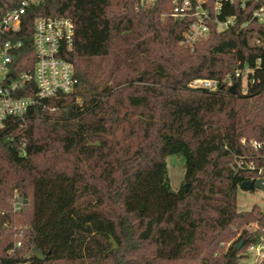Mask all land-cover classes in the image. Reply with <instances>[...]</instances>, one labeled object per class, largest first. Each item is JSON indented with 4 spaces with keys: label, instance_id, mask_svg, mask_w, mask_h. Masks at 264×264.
<instances>
[{
    "label": "trees",
    "instance_id": "obj_1",
    "mask_svg": "<svg viewBox=\"0 0 264 264\" xmlns=\"http://www.w3.org/2000/svg\"><path fill=\"white\" fill-rule=\"evenodd\" d=\"M21 1L0 0V21ZM172 10V0H45L27 9L10 77L32 71L36 18L59 15L75 23L66 58L80 82L0 133V264H239L264 243V210L237 204L252 174L231 167L234 154L252 152L241 138L264 140V24L249 10L191 49L182 43L190 19ZM259 57L247 94L235 77L236 93L227 83L190 85L234 76L239 62ZM94 59L115 67L98 75L81 66ZM169 155L184 157L187 189L173 188Z\"/></svg>",
    "mask_w": 264,
    "mask_h": 264
},
{
    "label": "built area",
    "instance_id": "obj_2",
    "mask_svg": "<svg viewBox=\"0 0 264 264\" xmlns=\"http://www.w3.org/2000/svg\"><path fill=\"white\" fill-rule=\"evenodd\" d=\"M45 0H22L18 7L8 10L0 21V133L9 120H24L30 107L40 99L54 97L60 93H71L79 85L74 64L66 58V53L73 50L75 40V23L67 16H41L34 22L33 47L35 62L31 72H24L10 77V71L15 61L16 53L23 42L15 39L20 29L27 9L40 5ZM155 0H140L141 6H149ZM173 10L170 13L174 19H190L188 27L183 32L182 43L194 48L195 44L206 37L212 29L226 31L239 23V15L250 10L251 19L264 24V0H172ZM239 6L243 13H228ZM244 23L243 25H245ZM263 41L257 39V43ZM263 58L259 57L255 65L249 63L239 66L234 73L224 79L201 78L191 82V87H200L216 91L221 84L230 87L233 78L241 80L240 91L247 94L250 86L258 79L256 72ZM21 92L27 93L20 96ZM23 122L20 126H23ZM241 144L252 150L250 154L233 155L231 167L235 173L247 172L252 176L248 179L256 182L262 179L264 183V140L247 141L241 138ZM255 252L251 256V252ZM250 262H244L247 259ZM264 259V243L253 245L247 256L240 259L239 264H260Z\"/></svg>",
    "mask_w": 264,
    "mask_h": 264
},
{
    "label": "rangeland",
    "instance_id": "obj_3",
    "mask_svg": "<svg viewBox=\"0 0 264 264\" xmlns=\"http://www.w3.org/2000/svg\"><path fill=\"white\" fill-rule=\"evenodd\" d=\"M81 66L86 67L91 73L103 75L104 72L110 67H115L112 59H94L88 62L81 63ZM169 175L171 178L172 186L175 190L180 189L182 186L190 187V182L185 179V159L181 155H169L167 157ZM237 204L240 210H249L254 205H260L264 210V189L244 190L238 189ZM18 206L19 204L16 203ZM254 227L253 225L249 228ZM255 252H251V256H254ZM251 259H247L246 262H250Z\"/></svg>",
    "mask_w": 264,
    "mask_h": 264
},
{
    "label": "water",
    "instance_id": "obj_4",
    "mask_svg": "<svg viewBox=\"0 0 264 264\" xmlns=\"http://www.w3.org/2000/svg\"><path fill=\"white\" fill-rule=\"evenodd\" d=\"M230 91L232 93H236L237 92V84H234L230 87ZM188 188V186H186V189ZM240 188L244 189V190H254V189H264V183L263 180H257L256 182L250 181V180H246L244 181L241 185ZM36 255L40 258L43 259V254L40 252L36 251Z\"/></svg>",
    "mask_w": 264,
    "mask_h": 264
}]
</instances>
